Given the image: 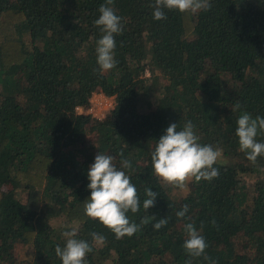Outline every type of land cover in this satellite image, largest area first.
<instances>
[{
	"label": "trees",
	"instance_id": "trees-1",
	"mask_svg": "<svg viewBox=\"0 0 264 264\" xmlns=\"http://www.w3.org/2000/svg\"><path fill=\"white\" fill-rule=\"evenodd\" d=\"M104 2L0 0V264H62L55 246H65L62 233L72 226L93 247L87 264H185L189 222L208 244L192 264H264V156L250 162L235 134L242 113L264 117V0L163 9L161 20L154 0H114L123 26L117 65L101 72L94 21ZM99 89L114 97L102 118L88 111ZM187 121L201 144L226 158L214 165L218 178H192L180 189L154 173L151 153L170 124L180 130ZM256 139L264 142V133ZM99 152L118 167L131 161L124 171L140 210L129 211L130 220L156 217L130 237L116 238L84 212ZM146 188L158 193L148 211ZM162 218L168 223L156 230ZM17 243L30 246L31 257L19 258Z\"/></svg>",
	"mask_w": 264,
	"mask_h": 264
},
{
	"label": "clouds",
	"instance_id": "clouds-1",
	"mask_svg": "<svg viewBox=\"0 0 264 264\" xmlns=\"http://www.w3.org/2000/svg\"><path fill=\"white\" fill-rule=\"evenodd\" d=\"M113 5L114 0H105L98 9V18L94 21L102 33L96 46L97 64L101 72L109 71L117 65L114 57L115 35L122 33L123 26L122 18L116 13ZM153 7V18L161 20L166 19L163 9L197 13L210 10L212 4L211 0H154ZM239 108L241 104L237 102L233 110ZM236 123L238 127L235 134L238 137L239 149L255 165L258 157L264 156V142L256 139L260 133H264V117L253 118L250 113L244 112ZM177 129V123L170 124L156 141L151 153L154 173L166 184L180 189L192 178L196 181L218 178L219 169L214 165L222 156V151L210 144H201L200 137L195 132V125L191 121H187L182 129ZM115 161L116 157L111 154L99 152L95 156L94 163L90 165L87 173L90 181L87 187L91 194L84 205V212L89 218L98 219L119 239L132 236L140 231L142 225L147 224L150 219L155 220L156 217L146 216L139 224L130 220L127 213H137L140 210L138 190L131 182V177L124 171L131 168V161L122 160L120 167ZM145 194L147 198L143 200V208L148 211L155 205L158 193L146 188ZM188 211L189 206L185 204L176 215L178 218H185ZM167 223V218L159 219L154 228L159 230ZM184 229L187 238L183 247L190 257L185 264H192L191 258L204 255L208 244L193 222L186 223ZM62 235L66 238L65 246H55V253L62 260V264H87V254L93 251V247L87 240L76 238L78 228L72 226ZM90 235L96 243L106 240L96 232ZM205 259L211 258L205 256Z\"/></svg>",
	"mask_w": 264,
	"mask_h": 264
},
{
	"label": "rangeland",
	"instance_id": "rangeland-1",
	"mask_svg": "<svg viewBox=\"0 0 264 264\" xmlns=\"http://www.w3.org/2000/svg\"><path fill=\"white\" fill-rule=\"evenodd\" d=\"M99 96H100V93H96L94 95V97L92 96V99L94 100L92 115H94L93 113H97L100 116V118H102L112 108V106L114 105V101H113L112 106L109 103L105 104V102L102 104H99V102H98ZM99 116L96 115V117H99ZM223 157L226 158L225 155H222L220 157V159H223ZM245 179L248 181V183H253L255 181L256 177H255V175L246 174ZM58 221H56V223ZM14 252L19 258H29V257H31V254H32V248L28 245L17 243L15 245ZM106 264H113V263L111 261H109Z\"/></svg>",
	"mask_w": 264,
	"mask_h": 264
},
{
	"label": "built area",
	"instance_id": "built-area-1",
	"mask_svg": "<svg viewBox=\"0 0 264 264\" xmlns=\"http://www.w3.org/2000/svg\"><path fill=\"white\" fill-rule=\"evenodd\" d=\"M96 93H100V96H99V99H98V102H99V104H102V103H104L105 102V104L106 103H109L111 106L113 105V101H114V97L113 96H108V95H106L102 90H96L94 93H93V97H94V95L96 94ZM104 104V105H105ZM93 106H94V100L92 99V97H91V105H90V107L88 108V111L90 112V113H92L93 111ZM113 107V106H112ZM94 114V116H99L97 113H93ZM100 117V116H99Z\"/></svg>",
	"mask_w": 264,
	"mask_h": 264
}]
</instances>
